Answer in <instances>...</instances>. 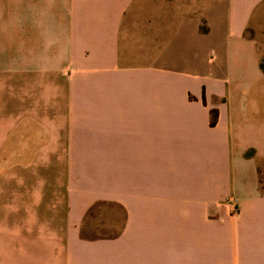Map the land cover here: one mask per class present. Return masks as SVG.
Masks as SVG:
<instances>
[{"label": "crops", "instance_id": "crops-1", "mask_svg": "<svg viewBox=\"0 0 264 264\" xmlns=\"http://www.w3.org/2000/svg\"><path fill=\"white\" fill-rule=\"evenodd\" d=\"M263 60L264 0H0V264H264Z\"/></svg>", "mask_w": 264, "mask_h": 264}, {"label": "rangeland", "instance_id": "rangeland-1", "mask_svg": "<svg viewBox=\"0 0 264 264\" xmlns=\"http://www.w3.org/2000/svg\"><path fill=\"white\" fill-rule=\"evenodd\" d=\"M262 182H263V192H264V174L262 175ZM107 205H104L102 207H98L97 209H95L93 211V213L91 214V220L88 221V224L86 225L84 232L85 234L90 237V238H94V237H98V236H105V235H113L114 233L117 232V230H107L106 231V225L104 224L105 222V217H113V213H106L107 209H105ZM109 218V220H110Z\"/></svg>", "mask_w": 264, "mask_h": 264}, {"label": "trees", "instance_id": "trees-1", "mask_svg": "<svg viewBox=\"0 0 264 264\" xmlns=\"http://www.w3.org/2000/svg\"><path fill=\"white\" fill-rule=\"evenodd\" d=\"M262 69L264 70V60H263V63H262ZM218 117H219V114H218V111H213L212 112V122H211V125L212 126H215L217 124V121H218ZM255 156V151H251L250 153L247 154V158H252ZM264 173H260V184L261 186H263V182H262V175Z\"/></svg>", "mask_w": 264, "mask_h": 264}]
</instances>
